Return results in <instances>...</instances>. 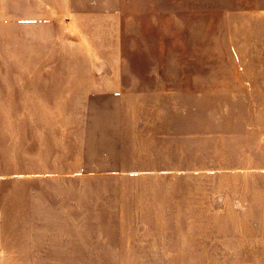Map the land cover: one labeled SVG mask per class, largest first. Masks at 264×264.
Segmentation results:
<instances>
[{"label":"rangeland","instance_id":"374dc122","mask_svg":"<svg viewBox=\"0 0 264 264\" xmlns=\"http://www.w3.org/2000/svg\"><path fill=\"white\" fill-rule=\"evenodd\" d=\"M0 264H264V0H0Z\"/></svg>","mask_w":264,"mask_h":264},{"label":"crops","instance_id":"0c3cea01","mask_svg":"<svg viewBox=\"0 0 264 264\" xmlns=\"http://www.w3.org/2000/svg\"><path fill=\"white\" fill-rule=\"evenodd\" d=\"M53 78L51 76L46 77L43 76L45 79H56V74H53ZM54 82L48 81V84H53ZM100 86L104 87V85L100 82ZM102 91V90H100ZM167 95V94H166ZM130 97H134V100L131 101ZM144 97H147V101L144 102ZM165 97L163 94H159L156 89H150V90H136V91H130L125 86H121L118 88L115 94L109 96V97H103V104L105 106H108L114 110H120V111H126L132 117L136 116L138 111L136 109L137 105L144 104L147 107L148 113L151 114V117L149 119L143 120L141 124L146 126H159L164 127L168 125V120L166 122H163L164 115L166 112H168L167 107L169 108L172 113L178 114L184 113V109L179 106L178 102L176 101V98L173 93L170 94V99L168 103L165 105ZM167 110V111H166ZM125 113V112H124ZM131 118V117H130ZM125 119V118H123ZM130 121V119H128ZM121 122V120H119ZM129 124H131L129 122ZM150 172L147 171H124V170H115V171H85L81 173H75L76 175H86V176H119V175H140V174H149ZM111 197V196H110ZM99 198V197H98ZM96 202H98V199L95 198ZM141 205H145V202H142Z\"/></svg>","mask_w":264,"mask_h":264}]
</instances>
